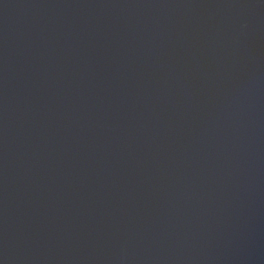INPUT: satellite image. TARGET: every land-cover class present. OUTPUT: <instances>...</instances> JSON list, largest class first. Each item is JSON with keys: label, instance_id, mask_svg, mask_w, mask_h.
Wrapping results in <instances>:
<instances>
[{"label": "water", "instance_id": "95a60500", "mask_svg": "<svg viewBox=\"0 0 264 264\" xmlns=\"http://www.w3.org/2000/svg\"><path fill=\"white\" fill-rule=\"evenodd\" d=\"M0 264H264V0H0Z\"/></svg>", "mask_w": 264, "mask_h": 264}]
</instances>
